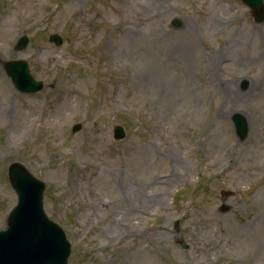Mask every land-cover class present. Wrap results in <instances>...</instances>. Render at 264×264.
I'll return each instance as SVG.
<instances>
[{
    "label": "rangeland",
    "instance_id": "1",
    "mask_svg": "<svg viewBox=\"0 0 264 264\" xmlns=\"http://www.w3.org/2000/svg\"><path fill=\"white\" fill-rule=\"evenodd\" d=\"M0 59V230L22 161L69 264H264V19L245 1L0 0ZM9 59L43 89L18 90Z\"/></svg>",
    "mask_w": 264,
    "mask_h": 264
},
{
    "label": "water",
    "instance_id": "2",
    "mask_svg": "<svg viewBox=\"0 0 264 264\" xmlns=\"http://www.w3.org/2000/svg\"><path fill=\"white\" fill-rule=\"evenodd\" d=\"M243 1L252 7L257 21L264 19L263 0ZM173 23L178 25L179 22L174 19ZM50 40L58 45L63 42L58 33L51 34ZM28 43L29 37L24 34L17 41L16 48L23 49ZM4 67L20 91L37 92L43 88L44 82L34 78L26 59L7 60ZM233 121L238 135L244 138L248 133L245 117L237 112ZM81 127V123H76L73 131ZM125 135L123 125H117L114 137L121 139ZM8 177L18 195V202L8 214L6 228L0 230V264H68L71 243L65 230L44 209L46 182L35 176L21 161L9 164ZM220 193L225 197L231 191L221 189ZM223 207L226 208V205ZM182 244L187 247L186 243Z\"/></svg>",
    "mask_w": 264,
    "mask_h": 264
},
{
    "label": "bare ground",
    "instance_id": "3",
    "mask_svg": "<svg viewBox=\"0 0 264 264\" xmlns=\"http://www.w3.org/2000/svg\"><path fill=\"white\" fill-rule=\"evenodd\" d=\"M259 47V46H258ZM225 112L222 110H219L217 113V116H224ZM180 164V163H179ZM181 165V164H180ZM170 175H167L166 177H169ZM157 182V180L152 179L151 181V185L155 184ZM148 198H146L144 200L145 204H148L149 202H151L152 198H150L151 196L147 195ZM211 226L209 224V222H207L205 219H200L197 225V228L194 231V235L198 236L199 234L204 235V233L206 231H210Z\"/></svg>",
    "mask_w": 264,
    "mask_h": 264
}]
</instances>
